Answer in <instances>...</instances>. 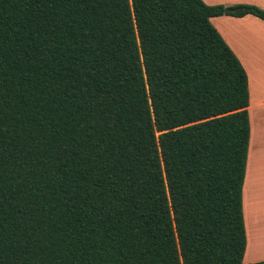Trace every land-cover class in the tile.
Returning <instances> with one entry per match:
<instances>
[{"label":"trees","instance_id":"16d2710c","mask_svg":"<svg viewBox=\"0 0 264 264\" xmlns=\"http://www.w3.org/2000/svg\"><path fill=\"white\" fill-rule=\"evenodd\" d=\"M221 15L264 23L202 0H0V264H242L247 78Z\"/></svg>","mask_w":264,"mask_h":264},{"label":"crops","instance_id":"0c3cea01","mask_svg":"<svg viewBox=\"0 0 264 264\" xmlns=\"http://www.w3.org/2000/svg\"><path fill=\"white\" fill-rule=\"evenodd\" d=\"M206 6L230 7L252 5L264 11V0H202ZM211 26L233 53L247 78L248 123L250 138L241 189V209L245 234L242 264L264 260V206L256 210L257 196L264 204V23L252 15L240 18L216 16L209 19ZM253 110V115L249 112ZM252 124V125H251ZM252 209V216L248 210ZM259 208V207H257ZM250 209V210H251ZM256 215V217H255Z\"/></svg>","mask_w":264,"mask_h":264},{"label":"rangeland","instance_id":"374dc122","mask_svg":"<svg viewBox=\"0 0 264 264\" xmlns=\"http://www.w3.org/2000/svg\"><path fill=\"white\" fill-rule=\"evenodd\" d=\"M202 2H203V1H202ZM203 3H204V2H203ZM204 5H205V3H204ZM249 113H250L251 115H253V110L250 111ZM251 125H252V124H251ZM253 144H254V138H253V136H252V138H250V146H251V148H252ZM250 197L253 198V199H255L254 201H255V205H256V206H255V207H256V210H257V209L259 210V209H261V208L264 206V204H262L261 201L259 200V197H258V196H257V198H256V197L254 198L253 196H249L248 203H251V202H252V200L250 201ZM251 204H252V203H251ZM257 207H259V208H257ZM250 209H251V208H250ZM250 209L248 210V215H249V216H252V214H253V213H252V209H251V210H250ZM258 210H257V211H258ZM263 211H264V210H262L261 212H263ZM255 217H256V215H255Z\"/></svg>","mask_w":264,"mask_h":264}]
</instances>
